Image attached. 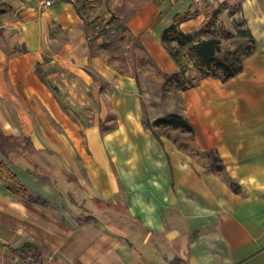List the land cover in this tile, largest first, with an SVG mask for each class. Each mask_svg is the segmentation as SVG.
<instances>
[{
	"label": "crops",
	"instance_id": "1",
	"mask_svg": "<svg viewBox=\"0 0 264 264\" xmlns=\"http://www.w3.org/2000/svg\"><path fill=\"white\" fill-rule=\"evenodd\" d=\"M3 1L13 19L0 24V131L14 149L0 163L24 191L0 175V264H264V0H149L133 19L163 76L179 71L163 34L185 15L186 34L216 15L256 41L239 75L181 92L171 114L194 131L181 142L179 129L146 125L159 118L139 77L92 55L72 3ZM54 25L75 36L48 55Z\"/></svg>",
	"mask_w": 264,
	"mask_h": 264
},
{
	"label": "rangeland",
	"instance_id": "2",
	"mask_svg": "<svg viewBox=\"0 0 264 264\" xmlns=\"http://www.w3.org/2000/svg\"><path fill=\"white\" fill-rule=\"evenodd\" d=\"M47 1V0H43ZM52 2L67 1L74 5L82 20L81 27L86 35V41L90 45L92 55L97 56L112 64L118 70L129 74H135L140 79L141 90L139 92L142 106L150 118L165 117L171 113H181L183 103L180 97L181 91L176 83L168 85V91H164L165 77L152 63L147 54L140 47V42L130 31L133 19L146 6L149 0H50ZM11 10L3 0H0V24L11 21ZM215 11H211L214 15ZM206 21L196 39L203 37L217 39L221 42L224 52L234 50L237 46L244 45L247 39L234 36L223 38V26L215 20L210 24ZM236 33L243 29L240 22L233 24ZM52 42H49L47 54L52 55L66 43L74 40L75 35L66 34L60 26L54 25ZM202 34V35H201ZM182 60L187 67L184 80L198 83L201 74L192 68L188 47L181 49ZM48 61V57L45 58ZM105 103V102H104ZM163 133V131H161ZM171 136V135H170ZM175 140L184 141L189 135L172 134ZM210 157L212 154H208ZM201 163L209 165L210 158L206 154H200ZM4 163H0V166Z\"/></svg>",
	"mask_w": 264,
	"mask_h": 264
},
{
	"label": "trees",
	"instance_id": "3",
	"mask_svg": "<svg viewBox=\"0 0 264 264\" xmlns=\"http://www.w3.org/2000/svg\"><path fill=\"white\" fill-rule=\"evenodd\" d=\"M215 16L216 15L213 16L210 24L215 23ZM189 17L190 15L188 14L178 18L163 34L162 40L164 46L179 67V71L176 73L171 75L164 74V91L166 92L168 91V85L171 83H176L177 88L183 92L196 87L198 83L205 78L211 77L219 79L222 82H227L243 71L245 59L253 55L257 49L254 37L243 27V29L238 31L237 36L247 39V42L244 45L237 46L234 50L224 52L221 42L217 39H207L196 42V37L201 30L192 34H186L180 29V24ZM222 36L226 39L234 37L232 34L228 33L225 28H223ZM184 47H188V56L190 57L192 68L201 74V78L198 83H188L184 80V77L188 72L187 67L182 60L183 57L181 54V49ZM145 123L152 129L155 127L179 129L182 132L190 133L191 135L194 132L188 121L179 114H169L155 120L154 122L146 120ZM12 149H14L12 138L4 136V134L0 131V151L5 154L6 150ZM212 166L217 172L224 171L220 159L213 154ZM0 175L9 181L10 188L14 193L24 191V188L18 183L16 177L4 164L0 166ZM227 180L230 187L235 192H239L238 184L230 179ZM33 249L34 248L32 246H26L18 253H20L24 260H28L26 255H31L34 252ZM34 256L35 254L33 257Z\"/></svg>",
	"mask_w": 264,
	"mask_h": 264
},
{
	"label": "built area",
	"instance_id": "4",
	"mask_svg": "<svg viewBox=\"0 0 264 264\" xmlns=\"http://www.w3.org/2000/svg\"><path fill=\"white\" fill-rule=\"evenodd\" d=\"M52 4H53L52 1H50V0H47V1H46V5H47V6H51Z\"/></svg>",
	"mask_w": 264,
	"mask_h": 264
}]
</instances>
